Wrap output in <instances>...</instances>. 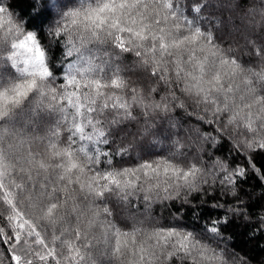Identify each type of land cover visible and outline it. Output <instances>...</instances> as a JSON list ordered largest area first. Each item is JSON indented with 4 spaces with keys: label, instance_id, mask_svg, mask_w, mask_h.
<instances>
[{
    "label": "snow or ice",
    "instance_id": "obj_1",
    "mask_svg": "<svg viewBox=\"0 0 264 264\" xmlns=\"http://www.w3.org/2000/svg\"><path fill=\"white\" fill-rule=\"evenodd\" d=\"M140 117L139 142L166 154L125 164L116 138ZM224 140L243 163L211 151ZM262 153L264 0H0V264H251L223 229L251 223L238 189L264 182ZM210 195L223 215L187 228ZM167 201L166 226L151 210Z\"/></svg>",
    "mask_w": 264,
    "mask_h": 264
},
{
    "label": "trees",
    "instance_id": "obj_2",
    "mask_svg": "<svg viewBox=\"0 0 264 264\" xmlns=\"http://www.w3.org/2000/svg\"><path fill=\"white\" fill-rule=\"evenodd\" d=\"M16 4L19 8L26 9L27 0H16ZM240 44H243V40H240ZM243 56L245 61L252 59L247 55V50L244 48L237 49ZM135 58L130 54H124V62L128 66H132ZM129 77L133 80H137V75L134 72L128 73ZM145 87L151 86L149 81H143ZM158 98V97H157ZM199 109L189 104L187 110L176 109L172 113V118L179 121L184 129H190L197 125V114ZM139 116V112L136 113ZM143 126V118L140 117L139 122H129L125 128V131L118 136L117 145L121 143V137L124 138L123 143L129 146L131 150V158H125V164H131L136 162L138 155H143L145 159H155L158 156L165 155V149L168 147V143L157 144L154 148L150 147L152 138L143 143L139 142L136 133ZM205 131H211L206 125L202 126ZM183 135V133H181ZM231 145L226 141H221L215 149L211 151L218 157H227L230 161L235 158L236 163H243V159L237 156L234 152L230 153ZM120 160L119 157L116 158ZM255 163L258 167L264 165V153L256 156ZM239 194L241 199L248 205V212L251 217V223H246L244 220H235L228 224L224 229L225 236L231 237L230 244L234 247L235 251L246 255L251 264H264V238L261 237L260 233L256 234L255 239H250L252 224L258 222V216L264 215V182L249 171L248 178L239 184ZM213 195H216L215 193ZM229 201L235 203L230 195L221 198V202ZM213 196H206L203 198V202L194 199L193 205L196 207L195 213L192 208L185 206L180 220L189 229H195L201 231L207 221L216 218L217 216L223 215V210L213 209L211 205L214 203ZM180 207L178 202L167 201L164 205L156 203L152 206V215L160 220L164 225H169L175 222L176 209ZM117 215L122 219L129 213H132V209L127 208H116ZM143 212V207H141ZM137 214L138 213H133ZM3 249L0 248V251Z\"/></svg>",
    "mask_w": 264,
    "mask_h": 264
}]
</instances>
